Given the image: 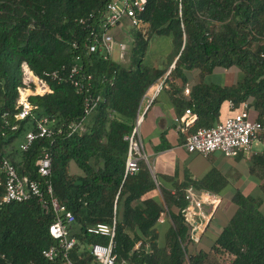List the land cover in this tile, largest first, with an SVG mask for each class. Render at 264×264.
Returning a JSON list of instances; mask_svg holds the SVG:
<instances>
[{"label":"trees","instance_id":"trees-1","mask_svg":"<svg viewBox=\"0 0 264 264\" xmlns=\"http://www.w3.org/2000/svg\"><path fill=\"white\" fill-rule=\"evenodd\" d=\"M106 2L0 0V163L8 158L20 175L44 183L36 161L43 151L50 153L54 194L76 218L73 233L78 244L71 255L77 264L92 261L88 243H108V237L92 234L88 228L109 222L115 205V252L127 264H188L187 256L189 264H206L215 251L229 254L228 264H264L262 196L237 190L233 202L238 209L229 223L208 252H195L188 245L200 240L191 238L190 226L184 221L189 205L186 189L219 193L225 181L211 173L174 183L168 189L157 184L145 161L137 173L125 177L129 146L125 136L133 130L147 90L163 78L176 57L167 82L173 76L186 82L184 70L194 68L204 75L215 66L237 67L244 74L234 86L200 84L193 88L189 100L180 99L184 108H191L199 117L194 129L213 126L224 102L244 106L251 97L255 98L256 119L264 120V0H183L182 15L178 0H148L141 17L150 24L149 31L132 30L129 65L83 49L88 30L80 20L97 13ZM153 35L173 38L168 68L145 63ZM75 42L78 48L73 47ZM78 54L83 56L86 72L93 75V95L103 100L85 122L86 130L69 135V123L85 115V97L71 83L53 80L51 74L60 70L61 76H68ZM24 62L47 79L53 90L30 98L38 106L37 117L55 120L54 135L37 139L27 151L19 144L34 127V120L15 118ZM171 90L173 96L180 92L174 83ZM5 113L10 115L7 120ZM72 162L81 173L71 170ZM253 163V171L263 168L264 152L256 155ZM158 186L164 201L150 194ZM3 193L1 185L0 198ZM163 211L171 223L163 226L161 233L158 220ZM54 217L35 197L0 207V264H50L42 252L56 242L49 232Z\"/></svg>","mask_w":264,"mask_h":264},{"label":"built area","instance_id":"built-area-1","mask_svg":"<svg viewBox=\"0 0 264 264\" xmlns=\"http://www.w3.org/2000/svg\"><path fill=\"white\" fill-rule=\"evenodd\" d=\"M179 2V13L182 15L183 0ZM148 0H107L104 8L97 13H90L81 18V24L85 25L88 34L83 41V49L87 54L100 53L104 59H112L116 49L119 51V58L126 59L131 54L133 42L126 44L117 39L115 29L122 28L127 21L130 31L140 29L147 34L146 25L141 15L146 11ZM78 48V42L73 43ZM86 64L83 56H75L69 68V75L61 76L60 70H55L51 78L55 81H66L71 83L77 93L85 97V115L81 120H74L68 125V134L86 130L85 122L89 114L96 109L97 104L103 97L93 95V75L86 72ZM23 85L18 88L17 99V120H34V127L28 130L19 144L22 151H27L32 144L40 138L54 135L52 125L55 120L49 116L37 117L35 111L38 106L31 102V97L44 95L52 92L49 81L37 75L27 62L22 64ZM170 73V71H169ZM164 83V81H163ZM162 85V84H161ZM189 92V89H186ZM254 100L251 104L245 103L244 109L228 117L224 122L217 123L210 127H198L191 130L197 121V114L188 108L183 116H177L175 122L181 132H186L185 146L190 152H199L209 155L215 151L223 152L227 156L235 157L242 152L249 153L252 143L258 136L264 135V120L251 119L250 112L255 108ZM233 105V102H231ZM145 108L142 106L132 132L125 136L128 141V154L126 159L125 177L135 174L140 169L141 161H145L150 169L149 158L145 152L141 136V125L145 116ZM9 113L4 114L7 120ZM13 128H17L15 125ZM61 130V129H60ZM36 165L41 180L30 179L27 175H20L18 168L8 158H3L0 163V186H4V193L0 198V207L11 202H23L33 197L37 198L43 208L55 215L54 221L49 227L50 235L56 241L55 244L43 250L42 255L50 264H77L72 258V251L77 247L78 237L73 233L76 221L74 213L61 203L54 194V187L50 181L52 173V161L48 151H43ZM118 196L115 202H117ZM188 207L184 211V221L190 226L191 238L199 240L202 225L210 218V212L215 211L219 206L218 196L208 190H197L193 187L186 189ZM168 219L167 211L160 214L159 223H165ZM117 207L115 205L114 215L109 222H99L88 228L92 234L108 237V243H88L87 251L92 256V261L86 264H127L126 260L120 259L115 252V236L117 231ZM140 243L138 244V246ZM28 264H36L29 262Z\"/></svg>","mask_w":264,"mask_h":264},{"label":"crops","instance_id":"crops-1","mask_svg":"<svg viewBox=\"0 0 264 264\" xmlns=\"http://www.w3.org/2000/svg\"><path fill=\"white\" fill-rule=\"evenodd\" d=\"M149 27L150 24H147L146 29L149 30ZM121 31L120 29L117 32L119 39H121L119 34ZM173 52L174 45L171 36L153 35L145 63L155 68H168L170 65L168 64L169 58ZM177 59L178 57L173 60L167 73L147 90L142 99L141 106L142 109L145 108L146 112L141 125V136L145 152L152 167L151 173L158 185L169 189L174 183H183L189 179H202L211 173L218 175L225 181L221 191L215 193L220 199L219 206L215 211L210 212L209 220H206L202 225L203 231L199 236L200 241L191 242L188 245L195 252H208L212 248L215 239L238 209V206L233 202V195L237 190L242 191L246 195L252 194L264 198V175L262 174L264 173V167L258 166L255 171L252 169L254 165L253 158L264 152V139L261 136L254 139L253 143L257 140L255 143L259 145L257 151L254 150L252 143L250 152H245L248 165L244 166V172L240 177H238L236 169V157L227 156L220 151H215L209 155L188 151L185 146L187 133L181 132L175 122L177 116L185 114L186 108L183 107L180 99L189 100L193 88L200 84L219 85L222 87L234 86L242 81L244 74L237 67L215 66L211 73L204 75L199 68H194L184 70L187 78L186 82H183L177 76H173L170 82H167L169 71L173 68ZM171 83H174L180 89V92L175 96L172 94ZM186 89H189V92ZM177 99L180 102L179 106L176 105ZM253 99V97L249 98L246 103L251 104ZM244 107L245 105H232L231 102H224L221 106L220 114L213 122L214 125L224 122L228 117L241 112ZM257 115V111L253 108L250 112V118L256 119ZM198 119L197 115V121ZM195 125L196 123H194L191 130H194ZM162 145L165 147L157 149ZM241 157L243 155L238 158ZM259 168L261 169L260 171ZM71 170L75 173H81V170L74 162L71 163ZM150 194H156L161 198V188L158 186ZM261 209L264 211V202ZM158 225L160 230L164 229L163 223Z\"/></svg>","mask_w":264,"mask_h":264},{"label":"rangeland","instance_id":"rangeland-1","mask_svg":"<svg viewBox=\"0 0 264 264\" xmlns=\"http://www.w3.org/2000/svg\"><path fill=\"white\" fill-rule=\"evenodd\" d=\"M120 29H115V33L117 34V32L119 31ZM121 33H119L120 34V36H121V40L120 41H123V42H125L126 44H128V45H131L132 44V42H133V36H132V32L130 31L131 29H130V27H129V25H128V22L127 21H125L123 24H122V28H121ZM148 31L149 30H147V33H148ZM116 38L117 39H119L118 38V36H116ZM154 40V39H153ZM119 51H118V49H116L115 51H114V54H113V60H115V61H118V62H121V63H123V64H125V65H129L130 64V56H128L126 59H124V60H121L120 58H119ZM220 69H223V68H220ZM91 114H89L88 116H87V118H86V120L87 121H89V120H91ZM257 141V140H256ZM255 141V142H256ZM254 142V143H255ZM253 143V146H254V150L255 151H257L258 149L257 148H259V145L258 144H254ZM240 155H243V157H241V158H238ZM240 155H238V156H235L236 158H237V160H235L236 161V163H237V167H236V169H237V173H238V177H240L242 174H243V169H244V166L245 165H248V161H247V155L245 154V152L244 153H241ZM163 195V194H162ZM162 195H161V200L162 201H164V198L162 197ZM168 223H171V219L169 218V216H168V219H167V221L164 223V226L166 227V225L168 224ZM166 229V228H165ZM163 231L161 230V233H162ZM230 259H231V256L229 255V254H225V253H219V252H213L212 254H211V256L208 258V260L206 261V264H228L229 262H230ZM189 262H190V259H189V256H187V263L189 264Z\"/></svg>","mask_w":264,"mask_h":264}]
</instances>
